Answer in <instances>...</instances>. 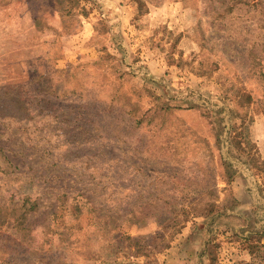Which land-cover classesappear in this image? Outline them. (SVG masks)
I'll list each match as a JSON object with an SVG mask.
<instances>
[{
  "label": "rangeland",
  "instance_id": "rangeland-1",
  "mask_svg": "<svg viewBox=\"0 0 264 264\" xmlns=\"http://www.w3.org/2000/svg\"><path fill=\"white\" fill-rule=\"evenodd\" d=\"M0 264H264V0H0Z\"/></svg>",
  "mask_w": 264,
  "mask_h": 264
},
{
  "label": "trees",
  "instance_id": "trees-1",
  "mask_svg": "<svg viewBox=\"0 0 264 264\" xmlns=\"http://www.w3.org/2000/svg\"><path fill=\"white\" fill-rule=\"evenodd\" d=\"M195 106V104H191L190 105V107H194ZM199 107H201V106H199ZM210 110V108H208V111ZM227 173L231 176V167H228L227 168ZM25 204H28V203H25ZM30 205H32V206H35L36 204L35 203H33V202H31V203H29ZM131 211V210H130ZM132 212V211H131ZM135 217V216H134ZM131 218V219H129L130 221H135V222H140L141 220V218ZM144 217H145V215H144ZM145 219V218H144ZM144 219H142V221L144 220Z\"/></svg>",
  "mask_w": 264,
  "mask_h": 264
}]
</instances>
